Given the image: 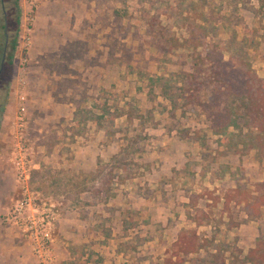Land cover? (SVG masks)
<instances>
[{
  "label": "rangeland",
  "instance_id": "obj_1",
  "mask_svg": "<svg viewBox=\"0 0 264 264\" xmlns=\"http://www.w3.org/2000/svg\"><path fill=\"white\" fill-rule=\"evenodd\" d=\"M165 4L169 25L181 10L196 19L205 10L227 48L243 49L264 76V19L253 4L5 0L17 47L0 80V264H154L182 228L212 239L229 262L264 238V219L236 204L263 191L264 159L255 150L237 152L235 129L215 135L199 109L183 100L174 107L161 94L164 80L148 78H174L176 63L185 60L177 52L150 61L145 19ZM4 43L0 29V55ZM136 51L145 79L126 66ZM126 111L132 120L113 119ZM20 148L33 160L28 186L36 207L54 213L48 243L6 217L22 198L14 163ZM229 197L235 198L226 203Z\"/></svg>",
  "mask_w": 264,
  "mask_h": 264
},
{
  "label": "trees",
  "instance_id": "obj_2",
  "mask_svg": "<svg viewBox=\"0 0 264 264\" xmlns=\"http://www.w3.org/2000/svg\"><path fill=\"white\" fill-rule=\"evenodd\" d=\"M237 3L245 6L253 4L255 13L264 19V0H237ZM164 6L163 9L162 6L152 9L145 19L150 61L168 59L177 52H181L185 60L176 63L180 70L173 74L172 79L165 75L148 78L152 82L160 81L156 80L159 78L164 80V83H159L163 86L161 94L174 107L183 100V106L199 109L205 116L208 129L215 135L235 129V136L239 138V143H235L234 147L237 152L245 154L255 150L257 157L264 159V76H259L253 69L243 49L227 48L228 41L218 36L216 23L209 20V13H204L205 10L199 11L197 19L191 14L184 16L181 10L175 17V23L169 25L164 22L163 15H167V8L171 5ZM174 26L184 28L185 36L179 37ZM16 47L17 35L10 39L7 52L2 50L0 61L5 58V62L11 66ZM225 52H229L228 58ZM133 56L134 59L132 57L133 60L126 66L137 69L135 73L140 79H145L141 73L143 68L139 65L141 61H137L142 54L136 51ZM188 60L191 62L189 70L183 67ZM145 62H149V59ZM173 79L176 80L175 84L169 85ZM122 115L132 120L130 111L117 113L113 119ZM260 186L264 188V184ZM256 192L251 198L238 200L236 204H242L248 214L264 219V189ZM233 198H227L226 203ZM191 221L197 222L196 217H191ZM212 244L213 240L202 236L197 229L182 228L165 248L163 258L154 264H264V238L258 239L247 252L239 249L229 262L224 250ZM115 264L130 263L124 261Z\"/></svg>",
  "mask_w": 264,
  "mask_h": 264
},
{
  "label": "built area",
  "instance_id": "obj_3",
  "mask_svg": "<svg viewBox=\"0 0 264 264\" xmlns=\"http://www.w3.org/2000/svg\"><path fill=\"white\" fill-rule=\"evenodd\" d=\"M35 2V0H30ZM20 106L18 113V124L20 127L27 123L26 96L19 95ZM21 129V135L22 130ZM18 181L21 183L22 198H19L9 209L6 217L9 221L17 224L22 230L30 234V238L41 237L42 244L52 240L54 227V213L51 210L39 211L36 202L33 201V194L29 190L28 180L33 167V160L29 158L27 151L20 148L14 158Z\"/></svg>",
  "mask_w": 264,
  "mask_h": 264
},
{
  "label": "flooded vegetation",
  "instance_id": "obj_4",
  "mask_svg": "<svg viewBox=\"0 0 264 264\" xmlns=\"http://www.w3.org/2000/svg\"><path fill=\"white\" fill-rule=\"evenodd\" d=\"M4 2H5V0H0V5H1V8L3 9V14H5L4 19L3 20L0 19V29L1 30L3 29V32L5 35V43H4L3 51H4V53H6L7 47H8L9 41H10V36H9V31H8V16H7V12L5 10ZM4 65H5V58H3L0 62V80H1V75H2Z\"/></svg>",
  "mask_w": 264,
  "mask_h": 264
}]
</instances>
